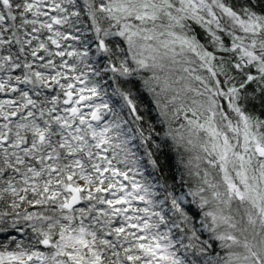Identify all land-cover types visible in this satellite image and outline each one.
Returning a JSON list of instances; mask_svg holds the SVG:
<instances>
[{"label": "snow or ice", "instance_id": "snow-or-ice-1", "mask_svg": "<svg viewBox=\"0 0 264 264\" xmlns=\"http://www.w3.org/2000/svg\"><path fill=\"white\" fill-rule=\"evenodd\" d=\"M0 264H264V0H0Z\"/></svg>", "mask_w": 264, "mask_h": 264}]
</instances>
